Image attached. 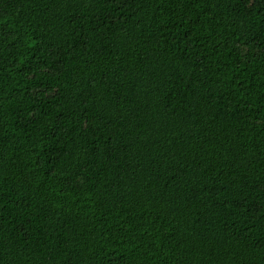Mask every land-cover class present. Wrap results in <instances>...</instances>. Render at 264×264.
<instances>
[{"label": "trees", "instance_id": "1", "mask_svg": "<svg viewBox=\"0 0 264 264\" xmlns=\"http://www.w3.org/2000/svg\"><path fill=\"white\" fill-rule=\"evenodd\" d=\"M0 264H264V0H0Z\"/></svg>", "mask_w": 264, "mask_h": 264}]
</instances>
